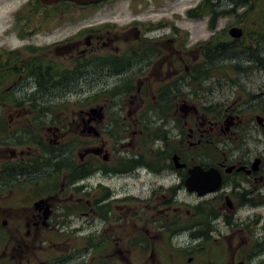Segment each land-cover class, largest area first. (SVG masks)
<instances>
[{"label": "flooded vegetation", "instance_id": "1", "mask_svg": "<svg viewBox=\"0 0 264 264\" xmlns=\"http://www.w3.org/2000/svg\"><path fill=\"white\" fill-rule=\"evenodd\" d=\"M124 1L35 0L12 13L3 37L18 43L0 46V264H156L157 248L188 264H264L263 86L233 79L252 73L202 74L218 56L264 73V0H196L187 17L210 36L195 43L164 15L175 0H127V24L92 22ZM190 73L196 87L209 81L208 105L186 93ZM79 83L101 85L65 115L58 95ZM222 87L234 93L219 101Z\"/></svg>", "mask_w": 264, "mask_h": 264}, {"label": "rangeland", "instance_id": "2", "mask_svg": "<svg viewBox=\"0 0 264 264\" xmlns=\"http://www.w3.org/2000/svg\"><path fill=\"white\" fill-rule=\"evenodd\" d=\"M35 0H0V46L4 45L5 41H9L11 44H17L18 41L10 37L8 40H4L3 33L7 27V25L12 21L13 16L12 13L14 11L19 10L23 6L31 5L33 4ZM196 0H175L173 3L170 1L168 3V11L164 13L165 16L168 17L172 21V19L175 17V22L177 26L185 32V37H188V43H195L197 41L206 39L210 36V31L206 27V20L201 19H189L187 17V10L190 5H193V3ZM128 1L125 0L124 2H117L113 4L110 8H106L104 13H99L96 15L95 19H92V22H96L98 20H104L109 23H119V24H127L130 20L134 18L133 11L127 7ZM241 12L238 14H232L231 16L227 17L226 19H223L220 23V25L223 27L225 24L232 23L233 25L236 23H239V20L241 19ZM147 15V12H143L138 15L140 18H145ZM64 32L61 30H57L55 37L58 38L61 35H63ZM235 60H238L237 58H234ZM239 59H243L242 57H239ZM243 60V65H244ZM217 64V63H216ZM232 64H237V62H234ZM217 65L222 66V68L216 69L215 73H219L220 75H226V73H252L249 82L246 81V77L240 76L235 77L234 74V80H241L244 84H248L249 86H257V89L254 90L255 92H259L260 88L258 86L262 85V90L264 91V73L258 72V71H251V72H240L231 69L228 66V63L226 61H222L221 63H218ZM226 65V66H225ZM116 80H118V77L116 76H108L105 77V85L113 86L116 83ZM222 83L226 80L225 77H221ZM203 83L204 86H206V89L200 91V97L203 99L200 104L201 105H208V102L210 100V92L208 90L209 81ZM101 85L96 84L94 87H88L83 84H72L69 91L64 96L58 95V101L65 102V106H61V111H65L66 113L69 112V110L73 107L72 105H69L71 103H74L76 101H82L89 95L96 92L97 88ZM224 86V84L222 85ZM189 86L185 85V91L187 94H191L192 91L189 90ZM233 92V87H222L218 91V97L219 101L224 100L225 97L231 96ZM191 95H189L190 97ZM202 107V106H201ZM64 117V116H63ZM59 118V117H58ZM263 145H258L257 148L262 149ZM99 227V221H96L95 223ZM182 253H168L167 251H164L163 249L160 250L159 248L156 249V253L154 254L152 260L156 264H188L187 263V254ZM137 259L139 260L140 255L137 254ZM194 262V261H193ZM192 264H195L192 263Z\"/></svg>", "mask_w": 264, "mask_h": 264}, {"label": "water", "instance_id": "3", "mask_svg": "<svg viewBox=\"0 0 264 264\" xmlns=\"http://www.w3.org/2000/svg\"><path fill=\"white\" fill-rule=\"evenodd\" d=\"M39 1L41 3L47 4V5H55L61 1H71V2H74V3L79 4V5H88V4H92V3H98V2H101L103 0H39ZM229 33L234 38H240L242 36V29L238 26H232L229 30ZM193 107L194 106H192L191 104H188V102L186 101L184 104V108H183L184 112L187 113L189 110L193 109ZM92 111L96 112L97 109H93ZM93 151L98 152V150H93ZM195 171H196L195 168L190 171L191 175L186 182L189 190H191V191L197 189V187L193 186V182H194L193 175H194ZM212 171L213 170H210V171H208V173H211ZM212 188L213 187H209L208 189H206L203 192L212 190Z\"/></svg>", "mask_w": 264, "mask_h": 264}, {"label": "trees", "instance_id": "4", "mask_svg": "<svg viewBox=\"0 0 264 264\" xmlns=\"http://www.w3.org/2000/svg\"><path fill=\"white\" fill-rule=\"evenodd\" d=\"M63 2V1H62ZM62 4H65L64 2L63 3H60V5H62ZM189 14H192V12H190ZM217 47L219 48V47H221V48H223L224 47V45L222 44V45H217ZM222 61H225V59L224 58H220L219 56H218V58L216 59V61L213 63V66H212V70L209 72V73H202V74H205V76H209V74L210 73H215V70L216 69H219V68H222V66H220V65H217L218 63H221ZM217 63V64H216ZM226 66V65H225ZM186 76H188L187 78H189V80L186 82V84L190 87L189 88V90H191L192 92H197V90H200V91H202L203 89H205V86L204 85H198L197 87L196 86H194V84L196 83V81H197V79H196V77H195V73H190L189 75H186ZM200 79V78H199ZM63 80V77H58V81H62ZM200 91H198V92H200ZM187 93V92H186Z\"/></svg>", "mask_w": 264, "mask_h": 264}]
</instances>
